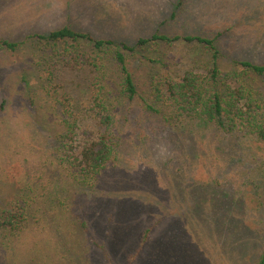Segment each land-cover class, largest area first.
Here are the masks:
<instances>
[{
    "label": "rangeland",
    "instance_id": "1",
    "mask_svg": "<svg viewBox=\"0 0 264 264\" xmlns=\"http://www.w3.org/2000/svg\"><path fill=\"white\" fill-rule=\"evenodd\" d=\"M66 25L94 39L133 46L128 62L139 94L118 106L123 131L118 161L93 188L78 194L69 186L72 196L56 224L44 233H27L12 254L13 263L37 264L33 260L41 255L44 264H74L57 247L58 237H70L77 255L87 251L86 264L259 261L264 253V156L254 153L257 143L247 142L243 133H238L241 139L226 137L210 126L188 125L169 106L155 114L143 98L152 101L159 78L179 79L190 69L207 73L212 53L204 43L184 40L186 35L216 37L223 75L236 69L248 87L264 94V76H246L239 64L264 65V0H0V40L22 41ZM156 32L181 38L139 45ZM43 53L34 39L13 51L0 47V105L7 100L0 111V183L12 187L11 194L15 186L37 182V170L54 168V145L47 136L60 118L47 90L68 96L77 110L85 109L91 92L94 74L88 68L53 67ZM111 76L119 81L115 72ZM219 143L240 147L227 157L218 154ZM81 219L85 231H80ZM56 227L61 236L53 233Z\"/></svg>",
    "mask_w": 264,
    "mask_h": 264
},
{
    "label": "trees",
    "instance_id": "2",
    "mask_svg": "<svg viewBox=\"0 0 264 264\" xmlns=\"http://www.w3.org/2000/svg\"><path fill=\"white\" fill-rule=\"evenodd\" d=\"M160 38L173 41L181 37L170 38L156 32L152 38L140 39L139 45L143 47ZM30 39H34L40 50L44 51L43 60L50 66L62 64L74 69L88 68L94 75L88 104L83 110H77L68 96L49 90L45 93L47 98L53 97V107L60 118L58 126L54 124L56 130L53 128L54 131L47 136L54 145V151L50 153L54 157V168L47 166L37 170L41 173L35 176L37 182L33 185L30 182L20 183L21 185L15 186L13 194L12 187L8 190L6 183H0V264H14L12 254L16 252L18 243L25 241L27 233H44L46 227L56 224L60 208L72 196L68 193L69 186L77 187L78 194L83 189L84 192L85 187L93 188L103 172L118 161L123 133L118 106L123 100L128 103V100L139 94L128 62V56L134 53L133 46L113 39H94L89 34L66 25L47 34L29 35L22 41L0 40V47L13 51ZM183 39L204 43V49L212 53L207 73L203 75L190 69L179 79H157L153 82V91L150 93L154 97L153 102L143 98L146 109L161 114L169 106L173 116L183 117L193 127L210 126L226 137L243 133L248 138L247 142L257 143L254 153L260 152L264 156V94L258 93L252 86L248 87V80L236 69L223 75L217 63L219 49L216 37L186 35ZM239 64L246 76L250 73L264 76L263 64L250 61H240ZM111 71L119 75V81H114ZM115 85L118 89H114ZM6 102L4 99L0 111L5 109ZM32 106L38 108L34 103ZM90 119L91 124L85 122ZM43 128L47 129L44 125ZM244 135L238 137L241 139ZM227 145H217V150L219 148L221 153L218 152L219 155L229 157L231 149L237 150L240 147L239 143L233 148ZM57 173L58 176H54ZM29 177L30 174H27L26 178ZM42 180L46 183L40 182ZM214 181L218 183V180ZM79 226L80 231L87 228L82 219ZM56 228L53 233L61 236L60 229ZM149 232L150 229L145 233V241ZM95 243L104 250L102 245ZM57 244L58 248L61 247L66 252L64 257L68 256V260L71 258L74 264H86L87 251L82 250L78 255L74 253L70 237H58ZM42 260L43 257L38 255L33 261L44 264ZM255 264H264V253Z\"/></svg>",
    "mask_w": 264,
    "mask_h": 264
}]
</instances>
